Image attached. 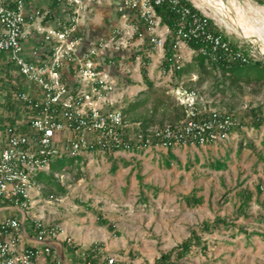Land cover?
Wrapping results in <instances>:
<instances>
[{"label":"rangeland","instance_id":"rangeland-1","mask_svg":"<svg viewBox=\"0 0 264 264\" xmlns=\"http://www.w3.org/2000/svg\"><path fill=\"white\" fill-rule=\"evenodd\" d=\"M118 1L92 3L93 8L83 12L78 26L90 37L107 40H111L108 39L111 31L117 30L111 42L118 47H112L110 57H105L109 60L119 56L114 60L120 73L111 99L118 100V106L124 108L138 103L136 108L125 111V122L152 132L178 124L190 111L219 110L232 112L243 123L253 110L264 107V56L212 6L191 0L231 41L243 46L256 59L263 60L258 68L243 66L242 69L252 70L239 76L228 75L205 62L202 73L196 66L192 72L175 77L172 73H161L163 48L158 46L150 51L145 44L141 50L143 41L130 37L131 31L126 33L121 28ZM223 1L234 14L241 9L248 23L256 27V35L264 41L263 5L254 0ZM29 2L33 7L53 5L55 18L63 17L69 8L53 0ZM137 52L150 58L147 64L150 85L142 79V55ZM181 55L184 63L192 58L183 47ZM3 63H0L2 131L11 119L5 106L7 98L15 102L14 89L19 84L32 88L12 66ZM243 125L244 128L226 142L175 146L172 153L181 165L172 160L170 168L161 163V157L166 154L164 149L88 155L78 161L67 156L53 158L50 168L42 172L41 177L36 172L33 178L41 188V202L36 207L42 210L41 216L46 220L58 223L61 230L58 242L69 253L68 247H73L80 255L94 245L97 252L112 256L118 263L154 264L162 253L169 252L187 238L191 228L199 230L202 221L220 216L231 220L235 226L201 233L206 248L192 246L176 264H264V224L259 219L264 216V124L259 128L248 122ZM225 156L229 157L227 169L216 171L205 166L208 159ZM71 159L74 160L70 163ZM187 162H190L189 169L184 167ZM114 165L117 168L113 171ZM45 176L51 179L49 184L42 180ZM244 189L251 191L252 197L243 208L238 192ZM192 191L202 195L203 201L189 207L184 196ZM2 205L0 201V207ZM96 211L113 222L120 235L97 225ZM12 215L21 217V210L0 211V218ZM65 236L71 238V245L66 244ZM66 252L64 256L68 260L84 264L83 255L75 259Z\"/></svg>","mask_w":264,"mask_h":264},{"label":"built area","instance_id":"built-area-1","mask_svg":"<svg viewBox=\"0 0 264 264\" xmlns=\"http://www.w3.org/2000/svg\"><path fill=\"white\" fill-rule=\"evenodd\" d=\"M53 1L67 5L68 12L46 24L49 10L44 6L33 7L29 0H0V53L32 84L34 91L28 92L21 86L14 89L15 102L22 107L10 114L13 120L2 131L0 201L12 209H20L22 215L0 219V264H63L56 251L61 230L57 222L41 216L42 210L36 207L41 202V188L33 180L36 172L50 168L53 158L79 156L83 160L88 155H104L107 151L126 154L166 150L170 143L212 145L228 141L234 131L244 128L237 115L219 110L190 111L178 124L152 132L125 122L118 100L111 99L120 70L116 61L105 58L110 57L112 47H118L111 42L117 30L113 29L108 38L111 40H107L90 37L78 26L83 12L92 9V3L103 0ZM179 1L119 0L121 28L126 33L131 31L132 37L137 30L132 19L139 18L146 25L154 47L163 48L169 29L161 24L156 7ZM27 28L37 33L28 54L25 42L31 31ZM187 37H206L213 51L223 49L232 52V57L244 59L242 51H246L255 58L229 38L224 42L220 36L206 33L194 19L177 36L174 47L178 51L173 55L177 68L185 60L182 47L190 55L194 52L186 43ZM229 42L239 50L232 51ZM161 73L170 71L162 69ZM154 139L158 141L153 143ZM122 141L123 149H113ZM130 141L135 149H131ZM64 239L66 244H72L69 236ZM100 262L120 263L110 255H101Z\"/></svg>","mask_w":264,"mask_h":264},{"label":"trees","instance_id":"trees-1","mask_svg":"<svg viewBox=\"0 0 264 264\" xmlns=\"http://www.w3.org/2000/svg\"><path fill=\"white\" fill-rule=\"evenodd\" d=\"M258 4L264 6V0H254ZM156 13L160 17V22L162 25H166L169 29L168 34L166 35V38L164 40L163 44V56L161 60V67L165 72L170 71L172 75L179 76L181 73H189L192 72L194 67H198L199 72L202 73L205 71V62H208L212 67L215 69H218L222 71L225 74H234V75H242L249 73L252 69H242L245 67L252 68V67H259V64L264 60L262 59H256L251 56H248L246 51H242V54L244 55V59L238 58V57H232V52H228L223 49H218L217 51H213L211 49V42L206 37H201L194 39L192 37L186 38V43L190 49H192L194 52L192 54V58L189 62H186L183 64L182 67L177 68L176 64H173V55L178 50L176 47H174L177 36L180 31L186 30L187 27H189L194 19H196L197 22H199L202 25V28L205 30L206 33H209L212 36L218 35L222 38V41L226 42L228 40V37L220 30V28L215 24L213 19L203 14L199 8H197L190 0H180L177 4H171V3H163L156 7ZM133 22L137 25V30L134 32L133 36L136 38H142L143 44L141 47V50H144V45L146 44L149 48V50H153L154 43L150 40V36L148 35L146 31V25L142 23V20L139 18L132 19ZM228 45L231 47L232 51H238L239 47H237L233 42H229ZM141 53L142 55V65L140 66V73L142 76L143 81L147 84H151V80L148 77V68L147 64L150 61L149 56H144L143 52H137ZM113 60H117L119 56L115 55L113 57ZM108 60V58H106ZM4 62V63H3ZM0 63L7 64L5 61V57L2 53H0ZM10 66V65H9ZM170 69V70H169ZM244 70V71H242ZM264 73V71H262ZM264 75V74H263ZM199 77L202 78V75L199 74ZM17 87V86H16ZM15 87V89H16ZM7 111H9V114H11L13 111H15L17 108L22 107V104H19L17 102H13L10 100V97L7 98ZM137 102L131 103L128 107L124 108L121 107V110L123 113L125 111L131 110L136 108ZM264 107L259 108L257 110H253L251 114L248 116L247 120L243 119V123L248 122L251 126L255 128H259L261 125L264 124ZM13 119H9L8 121L11 122ZM157 139H154L153 143L157 142ZM129 144L131 145V149H135V145L133 141H130ZM262 145L264 146V138L262 140ZM124 143L123 141L117 145L114 146L113 149H123ZM175 147L174 144H168L166 148V154L161 157V163L164 167L170 168L172 165V160H175L179 165L181 163L179 160L174 156L172 153V149ZM107 154H109V151H107ZM110 155V154H109ZM80 160L81 158L78 156L76 158ZM229 159L228 156H225L224 158H212L208 159L205 166L209 167L212 170H225L228 168L227 160ZM74 159L70 160V163ZM186 169L190 168V162H187L184 166ZM117 168V165H114L112 167V170L114 171ZM38 176H42V172L38 173ZM46 184L51 181V179L48 176H45L42 179ZM58 189L60 191H63L62 188L58 186ZM238 197L241 199L242 207H247L249 201L252 197V192L249 190H241L238 192ZM185 204L189 207L199 205L203 201L202 195H196L194 191H192L190 194L184 196ZM14 216V215H12ZM97 216V225L104 226L109 232L113 233L114 235L118 236L120 235V232L115 228L114 223L111 222L109 219L105 218L99 211H96ZM260 221L264 224V216L259 218ZM235 225L232 223L231 220L215 216L212 221L205 220L202 221V223L199 225V230L197 228H191L190 235L185 238L181 243H179L175 248L170 250L169 252L162 253L158 258H156L154 264H176L180 259L185 257L192 246H200V248L205 249L207 244L205 241H202L201 233H210L216 229L224 228L229 229L230 227H234ZM83 258H84V264L86 262L90 261L93 264H101L99 259L101 256V252H97V248L94 245L89 246L87 249L83 250L82 252ZM107 264V263H106ZM123 264V263H119ZM179 264H183L182 262Z\"/></svg>","mask_w":264,"mask_h":264},{"label":"bare ground","instance_id":"bare-ground-1","mask_svg":"<svg viewBox=\"0 0 264 264\" xmlns=\"http://www.w3.org/2000/svg\"><path fill=\"white\" fill-rule=\"evenodd\" d=\"M212 6L217 12L222 14L229 22H231L237 32L248 39L253 46L264 56V41L256 35V27L249 24L245 18V14L241 9H237L234 14L230 11L228 5L223 0H200Z\"/></svg>","mask_w":264,"mask_h":264},{"label":"crops","instance_id":"crops-1","mask_svg":"<svg viewBox=\"0 0 264 264\" xmlns=\"http://www.w3.org/2000/svg\"><path fill=\"white\" fill-rule=\"evenodd\" d=\"M45 8H47V7H45ZM53 8H54V6L52 5L51 7L50 6H48V10H49V15L47 16V18H46V24H52L53 23V20H55L56 18H55V16L53 15ZM30 29V33L28 34V39H27V42H25V50H26V53L27 52H31V50H32V42L35 40V38H36V36H37V33L36 32H34V31H32L31 30V28H27V30H29ZM28 54V53H27ZM18 77V76H17ZM19 78V77H18ZM20 86L22 85H24V83L23 84H19ZM26 85V84H25ZM21 86V87H22ZM23 89H26L28 92H34L33 91V88H30V89H28V88H24V87H22ZM1 128H2V126H0V131H1V133H2V130H1ZM236 133V131H234L233 133H232V136L234 135ZM1 144H0V149H1ZM3 207H0V211L1 210H11L12 208H10V206H8V205H2ZM2 218V217H1ZM0 218V219H1ZM73 249V250H72ZM66 250V249H65ZM64 249H63V247L60 245V244H57L56 245V251L58 252V255H59V257L61 258V260H62V262H63V264H75L74 262H72V260H68L65 256H64V252H66ZM67 250H69L70 251V253L69 252H66V253H69L70 255H73L74 256V258L75 259H79L80 258V256L82 255V254H78L77 252H76V250L74 251V248L73 247H68V249ZM72 252V253H71ZM77 253V254H76Z\"/></svg>","mask_w":264,"mask_h":264}]
</instances>
